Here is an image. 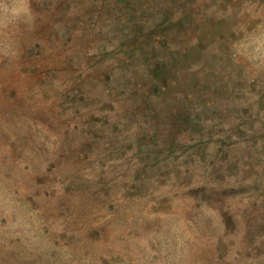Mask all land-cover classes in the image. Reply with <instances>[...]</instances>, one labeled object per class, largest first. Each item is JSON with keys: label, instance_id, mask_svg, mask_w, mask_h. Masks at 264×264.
I'll list each match as a JSON object with an SVG mask.
<instances>
[{"label": "rangeland", "instance_id": "1", "mask_svg": "<svg viewBox=\"0 0 264 264\" xmlns=\"http://www.w3.org/2000/svg\"><path fill=\"white\" fill-rule=\"evenodd\" d=\"M0 264H264V0H0Z\"/></svg>", "mask_w": 264, "mask_h": 264}]
</instances>
